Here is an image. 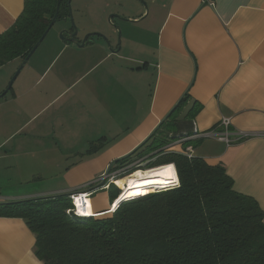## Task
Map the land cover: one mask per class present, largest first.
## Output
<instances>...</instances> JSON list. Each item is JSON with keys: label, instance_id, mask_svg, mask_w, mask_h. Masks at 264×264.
Returning <instances> with one entry per match:
<instances>
[{"label": "crops", "instance_id": "obj_1", "mask_svg": "<svg viewBox=\"0 0 264 264\" xmlns=\"http://www.w3.org/2000/svg\"><path fill=\"white\" fill-rule=\"evenodd\" d=\"M25 2L0 0V35L15 24ZM150 2L152 27L159 6ZM72 3L80 23L77 39L103 34L112 50L99 36L90 37L83 48L61 40L60 33L72 27L69 19L62 21L26 64L13 90L0 98V175L19 176L16 189L12 179L9 185L0 183V204L89 186L112 162L137 149L187 92L190 99L179 120L194 108L193 121L202 132L230 118L231 131L264 133V0H165L154 44L128 36L117 44L115 30L105 26L104 17L114 8L132 12L126 0ZM134 3L135 20L144 19L145 9L138 0ZM20 135L26 140L9 152L7 144ZM33 140L44 144L38 153L26 145ZM100 142L106 143L104 149L90 156L89 149ZM198 144L194 157L222 165L235 191L255 199L264 211V138ZM57 148L66 158L79 154L63 175L64 186L48 194L19 192L29 182L22 179L25 166L13 160ZM99 192L91 197L94 214L112 205ZM35 245L25 220L0 217V264H43Z\"/></svg>", "mask_w": 264, "mask_h": 264}, {"label": "trees", "instance_id": "obj_2", "mask_svg": "<svg viewBox=\"0 0 264 264\" xmlns=\"http://www.w3.org/2000/svg\"><path fill=\"white\" fill-rule=\"evenodd\" d=\"M67 4L26 0L15 24L0 35V68L15 59L24 61L57 9L58 22L69 17ZM189 99L187 92L158 130L110 169L128 167L129 175L141 170L130 167L135 162L145 163L147 170L173 164L178 188L123 202L113 212L91 218L67 215L69 193L0 204V217L25 220L43 264H264V211L259 203L235 191L222 165L166 150L170 142L193 132L194 108L178 119ZM105 145L100 142L88 154ZM117 190H109L111 203Z\"/></svg>", "mask_w": 264, "mask_h": 264}, {"label": "rangeland", "instance_id": "obj_3", "mask_svg": "<svg viewBox=\"0 0 264 264\" xmlns=\"http://www.w3.org/2000/svg\"><path fill=\"white\" fill-rule=\"evenodd\" d=\"M110 1L114 2L117 0H110ZM134 1L137 2V0H126L127 7H131V6L133 7L132 12L129 14H124V12L121 8H118V7L114 8L115 9L114 11L110 12L107 16L104 17L105 19H107L105 22V26L107 27V29L115 30L114 32H116L117 44L118 43L121 44V42L123 40V36L124 37L128 36V37H131L133 39H140L143 41L151 42V44H154V42L156 40V31H154V29L157 26V23L159 22L160 18L163 16V9L160 8V5L162 2H165V0H156L158 2L157 6H159V11H158L157 20L152 27L149 25V22L151 20L152 15H153L152 10H153L154 6L151 5L150 0H138V2L141 3V6H143V8L145 9L146 12L143 16L144 19H142V17H141V18H138L137 20H135V18L139 17V14L137 13L138 9H137V6L135 5ZM73 8H74V6H73L72 0H71V11H72V19H73L72 23L79 30V24L80 23L77 22V20H76V16L74 15V9ZM149 12H150V16H148ZM111 16H114V18H112V21H114V22H112V23L114 24L113 28H115V29L110 27L111 24L108 21ZM59 24H61V22H58L56 24V28H58ZM22 64H23V61L20 63H15V65H9L7 67H1L0 68V89H2L5 85H7L3 89L2 93L5 92L9 88L14 76L17 74V72L21 68ZM23 70H24V68H23ZM23 70L17 76L16 80L22 74ZM16 80L12 84L13 85L12 87H14ZM23 138H25L24 135H20L18 137L13 138L7 144V149L9 150V152H12ZM1 140H3V139H2V135H1V129H0V141ZM24 140H26V138ZM174 142L175 141L170 142L168 146L172 145ZM26 145H27L29 150H35V153H38L37 149L40 148L44 144H40V143L36 142L35 140H33ZM47 145H51L54 147L57 146L55 144H47ZM57 149H58V152L52 151L51 153H47L44 156H42V155H36V156L30 155L27 158H23V159L19 158V159L13 160L15 163L20 162L25 166L24 167L25 169H23L24 173L22 174V179L24 180V179H26V177H28V180H26V181L29 182V184H27V185H23V186L21 185L20 188H18L19 192H26V191L30 190L31 192H34L35 194H41V193L48 194V193H52L50 191L59 190L60 188H62V186H64L63 175L66 172V169L68 167L72 166L75 162L78 161L79 154H73V155H70L69 158H66V156H64L62 153H59L60 149L59 148H57ZM80 149H84V148L83 147L81 148V146H80ZM93 155H95V154H92L90 156H93ZM128 155H126V156H128ZM126 156H124V157H126ZM14 158H17V156H14ZM119 159H121V158H119ZM108 169L106 172H108ZM138 171L144 172L142 169L138 170ZM106 172H104V173H106ZM18 177H19L18 175H14V178L9 177V176H5V175H0V183L3 184V186L9 185L10 179H12V185H14V188L16 189L18 186L17 183L19 182ZM121 184H123V183L121 182ZM26 187H29V189L26 190ZM114 190L115 189H112L113 192H115ZM118 193H119V191H118ZM118 193H117V195H118ZM150 194H153V193H150ZM51 195H45V196H51ZM98 195H104V196H107V198H108V197H110V192H109V190L101 191L98 193ZM147 195H149V194L142 195V196L144 197ZM45 196H42V197H45ZM109 200H110V198H109Z\"/></svg>", "mask_w": 264, "mask_h": 264}, {"label": "built area", "instance_id": "obj_4", "mask_svg": "<svg viewBox=\"0 0 264 264\" xmlns=\"http://www.w3.org/2000/svg\"><path fill=\"white\" fill-rule=\"evenodd\" d=\"M231 125L232 122L230 118H222L221 122L215 128L206 132H202L198 129L197 123L193 121L192 134L181 137L179 140L175 141L172 145L166 147V150L179 152L188 158H193L194 150H195L194 144L199 143L203 140L214 139L225 142L227 145H230L235 142H242L256 138H264V133L240 132L237 130L231 131ZM185 144L187 145L185 146ZM176 147H179L180 149H177ZM133 166L142 169L144 171L143 173L146 174V172L148 173L153 170L166 167L167 165L147 170V169H143L145 167V163L139 161V162H135L130 167ZM168 166H171L173 168L175 178L168 180V182L165 184L154 185L152 188H150L149 191H152V193H159V192L173 190L180 186L175 165L171 164ZM127 169L128 167L117 169L114 171L109 170L108 172L103 173L101 176H99L89 186L70 192L69 198L72 207L66 211L67 215L72 219L76 217L79 218L89 217L86 215V212L84 213L83 211H87L89 207L92 208L91 197L99 191L110 190L112 186H115L118 189L119 193L116 199L114 200V202L112 203L110 211H114L116 209L115 206L120 205L119 203L133 200L135 197L130 198L131 194H127L126 190H123L122 187L117 185L118 180L131 178L137 172L136 171L132 174L126 175ZM96 216L97 215L94 214V217Z\"/></svg>", "mask_w": 264, "mask_h": 264}, {"label": "water", "instance_id": "obj_5", "mask_svg": "<svg viewBox=\"0 0 264 264\" xmlns=\"http://www.w3.org/2000/svg\"><path fill=\"white\" fill-rule=\"evenodd\" d=\"M62 0H59V3L61 2ZM68 9H69V16H70V22L72 24V31L70 30H63L61 33H60V39L61 40H65V41H68V42H71V43H74L76 46L80 47V48H83L85 47L87 44H88V40L90 37H93V36H99V37H102L107 45L109 46V48L112 50L111 48V45L110 43L108 42L107 38L101 34H88L87 36L84 37V39L80 42L78 39H77V36H78V33H79V30L76 28V26L72 23L73 22V19H72V11H71V0H68ZM114 18V16H111L110 19ZM67 19H65L66 21ZM58 22V9H57V12L54 16V18L51 20L48 28L46 29L45 33L43 34V36L40 38V40L37 42V44L34 46V48L31 50V52L28 54V56L24 59L23 61V64L21 66V68L19 69V71L17 72V74L14 76L9 88L3 92L2 94H0V98L6 96L10 89L12 88V84L14 83V81L16 80L17 76L20 74V72L23 70V68L26 66V64L30 61V59L35 55V53L37 52V50L40 48V46L42 45V43L45 41V39L48 37L49 33L51 32L52 28L54 27V25ZM185 96V95H184ZM183 96V97H184ZM180 102V101H179ZM179 102L176 104V106L171 110V112L177 107V105L179 104ZM170 112V113H171ZM170 113L163 119V121L157 126V128L151 133V135L143 142L145 143L157 130H158V127L164 122L167 120V118L169 117ZM142 143V144H143ZM141 144V145H142ZM139 147V146H138ZM113 166V164H111L109 166V169L108 171L111 169V167ZM56 195V194H55ZM140 197H143V196H138L137 198L135 197L134 199H138ZM121 204V203H119ZM115 208H117V205L115 206ZM94 217V216H92ZM87 218H91L90 216L87 217Z\"/></svg>", "mask_w": 264, "mask_h": 264}, {"label": "bare ground", "instance_id": "obj_6", "mask_svg": "<svg viewBox=\"0 0 264 264\" xmlns=\"http://www.w3.org/2000/svg\"><path fill=\"white\" fill-rule=\"evenodd\" d=\"M174 178L175 177H174L173 168L167 165L166 167L159 168L148 173L146 172V174H144L141 171H137L136 174L131 178L118 180L117 185L122 187L123 190H126L127 194H131L130 198L132 197L137 198L138 196L152 193V191L149 190L154 185L165 184L168 182V180ZM121 182L123 184H121ZM83 212L84 213L86 212L87 216L90 217L94 216L91 207H89L87 211H83Z\"/></svg>", "mask_w": 264, "mask_h": 264}, {"label": "flooded vegetation", "instance_id": "obj_7", "mask_svg": "<svg viewBox=\"0 0 264 264\" xmlns=\"http://www.w3.org/2000/svg\"><path fill=\"white\" fill-rule=\"evenodd\" d=\"M68 19L70 20V16L67 18V20H68ZM64 21H65V20H64ZM108 21H109V23L111 24V26L114 27V26H113L114 24L112 23V22H114V21H112V19H110V18H109ZM60 22H62V21H60ZM57 23H58V22H57ZM57 23H56V24H57ZM70 23H71V22H70ZM56 24H55V25H56ZM71 26H72V24H71ZM114 29H115V28H114ZM70 31H72V27H71V30H70ZM97 34H98V33H97ZM101 35H102V34H101ZM103 36H104V35H103ZM59 37H60V35H59ZM63 41H65V40H63ZM42 44H43V43H42ZM115 51H117V50H115ZM12 88H13V87H12ZM12 90H13V89H12ZM9 92H10V91H9Z\"/></svg>", "mask_w": 264, "mask_h": 264}]
</instances>
